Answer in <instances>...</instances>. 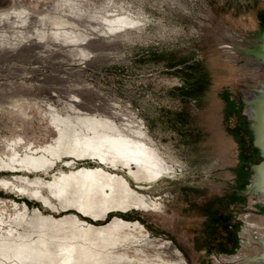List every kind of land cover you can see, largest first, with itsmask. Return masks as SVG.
Here are the masks:
<instances>
[{
    "label": "rangeland",
    "instance_id": "374dc122",
    "mask_svg": "<svg viewBox=\"0 0 264 264\" xmlns=\"http://www.w3.org/2000/svg\"><path fill=\"white\" fill-rule=\"evenodd\" d=\"M55 1L58 0H0V18H4L0 21V43L7 46L0 50V158L6 159L4 152L18 133L23 138L20 152L29 141L50 140L54 129L47 121L48 108L70 115L88 112L83 106L74 111L66 106L72 95L85 103H96L102 114H109L115 105L120 114L129 110L141 119L161 153L183 167L182 173L169 174V178L144 190L163 204L161 211L133 210L119 213L120 217L138 219L150 236L168 239L181 250L179 240L188 238L194 232L191 225L197 224L193 217L214 214L216 207L223 205L221 200L226 199L228 204L232 194L241 193L242 205L231 211L239 214L237 230L242 231L241 214L263 206L258 205L252 191L245 192L244 184L252 176L250 169L237 190L230 191L237 174L230 164L233 158L225 159L235 150L226 142V112L230 98L232 105L245 115L243 90L255 82L246 76L252 66L227 59L224 29L241 37L251 35L259 21L264 20V0H77L84 9L81 18H76L77 28L91 38L81 46L86 54L67 53L62 45L49 40L40 48L9 51L8 47L16 42L12 31L20 23L13 15L6 20L5 14L23 12L21 17L28 18L24 30L27 36L35 37L36 31H50L48 16L62 15L60 10H54ZM117 13H127L139 23L106 35L101 17ZM128 31L130 38L124 34ZM97 37L108 39L106 47L91 43ZM13 100L30 103L24 105L25 114L12 110ZM115 122L121 124L123 120L117 117ZM227 150L231 151L227 154ZM78 164L94 163H74ZM14 174L0 168L1 179L11 180ZM0 199L10 201L4 206L8 213L13 211L12 201L49 213L39 202L1 185ZM91 222L99 224L103 220ZM222 255L193 254L187 255L188 261L184 259L186 264H214Z\"/></svg>",
    "mask_w": 264,
    "mask_h": 264
},
{
    "label": "bare ground",
    "instance_id": "6f19581e",
    "mask_svg": "<svg viewBox=\"0 0 264 264\" xmlns=\"http://www.w3.org/2000/svg\"><path fill=\"white\" fill-rule=\"evenodd\" d=\"M55 2L54 10H60L62 15L48 16L46 19L52 26L50 31H36L32 38L24 30L28 18L21 17L23 12L5 14V19L13 15L20 23L12 31L17 39L8 47L9 51H17L20 47L22 50L40 48L49 40L57 42L59 47L62 45L67 53L86 54L81 46L91 38L78 30L79 22H76L84 9L77 0ZM101 18L107 29L103 28L105 34L139 23L127 13ZM124 34L125 37L131 35L129 31ZM224 36V40H228L223 42L229 55L225 53L227 59L238 61L241 52L230 44L247 45L251 39L238 36L227 28ZM106 41L97 37L91 43L100 47ZM4 48L7 46L0 43V50ZM248 66L252 67L247 69V78L254 80L257 89L263 88L264 61L253 60ZM243 96L253 100L259 93L245 89ZM80 100L72 95L69 102L64 103L73 111L77 106H83L88 112L70 115L53 108L46 109L47 121L54 129L49 141H29L20 152L19 142L23 138L18 133L10 139L11 145L4 152L6 159L0 158V168L15 173L11 180L0 178V185L39 202L49 211L44 214L35 206L29 208L26 203L12 201L14 208L8 213L5 207L10 201L0 199V264H186L181 251L170 240L150 236L144 224L118 215L133 210L161 211L163 204L144 190L162 178H169V174L182 173L183 167L161 153L144 122L131 111L124 110L120 114L113 105L109 114H102L96 103ZM23 103L11 101V109L25 114L26 102ZM262 112L261 108L251 104L244 108L248 118L258 117ZM117 117L123 120L121 124H116ZM78 160L94 164L75 166ZM46 174L49 175L47 178L43 176ZM252 192L264 203V187ZM240 218L244 228L239 233L238 251L222 255L214 264H264V214L252 210L244 212ZM91 220L103 222L95 224Z\"/></svg>",
    "mask_w": 264,
    "mask_h": 264
},
{
    "label": "crops",
    "instance_id": "0c3cea01",
    "mask_svg": "<svg viewBox=\"0 0 264 264\" xmlns=\"http://www.w3.org/2000/svg\"><path fill=\"white\" fill-rule=\"evenodd\" d=\"M227 116V137L226 142L229 145L234 146L235 150L233 155H228L225 159H232V164L235 167V174L233 177V185L230 191H236V187L240 186L245 181V175L250 169L251 163L257 157L254 154L252 148H250V137L245 127V122L241 111L237 106L232 105L230 98L228 101V108L226 112ZM231 150H227V154ZM247 183L244 184L246 187ZM226 199L221 200L224 202L223 205L216 207V213L214 214H201L197 217H193L197 224L191 225L194 232L189 234L186 239L179 240L180 249L186 255L192 256L197 254H232L238 245H240V227L241 222L238 215H234L233 208L242 205L241 193L232 194L231 198L228 199V204L225 202ZM253 204V202H252ZM194 223V222H193ZM190 225L186 222V227ZM242 226V225H241Z\"/></svg>",
    "mask_w": 264,
    "mask_h": 264
},
{
    "label": "water",
    "instance_id": "95a60500",
    "mask_svg": "<svg viewBox=\"0 0 264 264\" xmlns=\"http://www.w3.org/2000/svg\"><path fill=\"white\" fill-rule=\"evenodd\" d=\"M244 37L251 39V43H248L247 45L236 43L230 44L232 48L235 47L241 52L239 55V61H244L247 65H249L253 60L264 61V24H259L251 35ZM248 89L258 91L259 96L253 100H247L243 96L241 103L243 105H254L261 108L263 112L255 118H248L243 114V112H241L243 118L247 121L249 130L252 134L251 145L258 150L260 156V160L258 162L250 165L252 176L245 187L246 193L264 187V87L257 89L254 85L253 87H248ZM258 203L263 206V209L254 211L264 214V203L262 201H258ZM262 245L264 246L263 239Z\"/></svg>",
    "mask_w": 264,
    "mask_h": 264
},
{
    "label": "flooded vegetation",
    "instance_id": "af4514ba",
    "mask_svg": "<svg viewBox=\"0 0 264 264\" xmlns=\"http://www.w3.org/2000/svg\"><path fill=\"white\" fill-rule=\"evenodd\" d=\"M259 23H260V24H264V20L261 19V20L259 21ZM241 115H242V113H241ZM243 119H244V118H243ZM244 122H245L246 130H247V132H248V134H249V137H250V148L253 149L254 154L257 156L256 161L253 162V163H256V162H258V161L260 160L259 152H258V150H257L255 147H253V146L251 145L252 134H251V131L249 130V125H248V123H247V121H246L245 119H244ZM258 205H259V203H258ZM259 206H260V205H259ZM262 209H263V208H261V210H262Z\"/></svg>",
    "mask_w": 264,
    "mask_h": 264
},
{
    "label": "trees",
    "instance_id": "16d2710c",
    "mask_svg": "<svg viewBox=\"0 0 264 264\" xmlns=\"http://www.w3.org/2000/svg\"><path fill=\"white\" fill-rule=\"evenodd\" d=\"M138 220V219H137ZM181 251V253L183 254V256H184V258L186 259V261H188L187 260V258H186V256H185V254L182 252V250H180Z\"/></svg>",
    "mask_w": 264,
    "mask_h": 264
}]
</instances>
